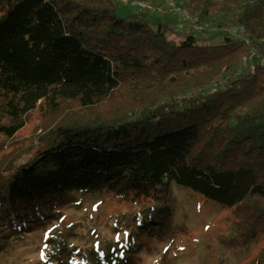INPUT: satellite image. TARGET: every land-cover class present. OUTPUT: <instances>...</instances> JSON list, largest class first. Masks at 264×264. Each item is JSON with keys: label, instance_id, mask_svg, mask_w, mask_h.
<instances>
[{"label": "trees", "instance_id": "obj_1", "mask_svg": "<svg viewBox=\"0 0 264 264\" xmlns=\"http://www.w3.org/2000/svg\"><path fill=\"white\" fill-rule=\"evenodd\" d=\"M118 5L0 0V113L12 121L0 135L15 136L42 101L91 108L127 78L159 96L90 126L58 127L30 160L0 166V223L61 212L86 195L167 203L176 186L234 210L245 242L264 234V0H186L213 25L197 35L120 18ZM235 26L258 50L255 72L214 87L248 53L225 31ZM115 257L95 264H135Z\"/></svg>", "mask_w": 264, "mask_h": 264}, {"label": "rangeland", "instance_id": "obj_2", "mask_svg": "<svg viewBox=\"0 0 264 264\" xmlns=\"http://www.w3.org/2000/svg\"><path fill=\"white\" fill-rule=\"evenodd\" d=\"M123 1L115 0L120 18L135 15L153 27L167 23L173 33L198 34L183 15L163 13L175 3L190 14L186 0H136V7L131 5L134 0ZM220 41L213 39L215 44ZM127 79L112 97L91 108L77 101L40 102L18 123L21 129L15 136L0 135V166L30 160L58 127L90 126L159 97L156 90L150 93L147 81ZM10 124L0 113V126ZM75 200L61 212L44 210L19 222L0 223V264H57L64 255L74 263L95 264L113 254L114 260L134 258L135 264H264V234L245 242L234 210L190 189L174 186L167 203L107 193Z\"/></svg>", "mask_w": 264, "mask_h": 264}, {"label": "built area", "instance_id": "obj_3", "mask_svg": "<svg viewBox=\"0 0 264 264\" xmlns=\"http://www.w3.org/2000/svg\"><path fill=\"white\" fill-rule=\"evenodd\" d=\"M124 4H129L127 0L123 1ZM132 6H137L139 5V2L134 0L131 3ZM163 13H168L171 15H183L185 19L188 21L192 22L195 29L198 32H204V31H211L213 30V25L210 24L209 22L201 20L197 16H192L189 14L186 10H183L181 7H177L175 3H170L169 7L164 11ZM219 30V29H218ZM231 37H233L238 43L244 44L247 48V55L243 58L240 66L234 70L230 75L223 76L222 79L220 80L219 83H216L214 87H217L218 85H224L225 83L230 80L231 77H238L242 75L244 69H247L251 73L255 72V65L254 61L256 58L259 57L258 50L251 46L249 39L247 38L245 34V30L242 26H235V27H230L225 30Z\"/></svg>", "mask_w": 264, "mask_h": 264}]
</instances>
